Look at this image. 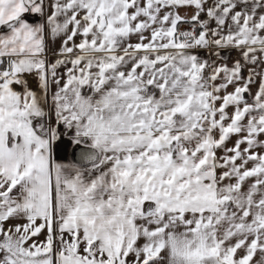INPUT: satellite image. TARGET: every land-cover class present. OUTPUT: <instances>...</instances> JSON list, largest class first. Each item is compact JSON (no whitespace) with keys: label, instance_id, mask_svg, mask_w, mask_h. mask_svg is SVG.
Masks as SVG:
<instances>
[{"label":"snow or ice","instance_id":"obj_1","mask_svg":"<svg viewBox=\"0 0 264 264\" xmlns=\"http://www.w3.org/2000/svg\"><path fill=\"white\" fill-rule=\"evenodd\" d=\"M0 264H264V0H0Z\"/></svg>","mask_w":264,"mask_h":264}]
</instances>
